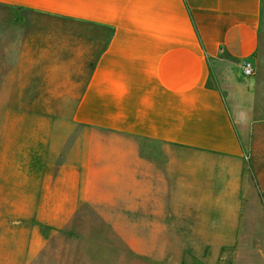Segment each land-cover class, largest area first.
Masks as SVG:
<instances>
[{
    "label": "crops",
    "instance_id": "0c3cea01",
    "mask_svg": "<svg viewBox=\"0 0 264 264\" xmlns=\"http://www.w3.org/2000/svg\"><path fill=\"white\" fill-rule=\"evenodd\" d=\"M0 5L103 32L87 38V45L95 44L96 51L77 99L74 122L139 138L149 142L147 146L177 149L178 159L176 155L169 158L173 233L183 231L177 224L180 220L194 219L191 228L204 239L198 249L205 262L213 246L207 239L222 237L229 227L236 240L237 230L245 224L244 207L259 204L242 133L264 122V0H0ZM79 46L83 52L86 45ZM247 61L255 68L251 91L243 94L250 95V106L244 97L245 101L232 102L223 88L211 82L215 68L221 70L231 62L243 66ZM54 129V118L45 112L19 107L4 110L0 124L2 216L27 223L43 218ZM156 149L145 153L162 158L163 152ZM120 153L124 161L109 168L107 180L101 178L102 170L89 171L88 189L101 181L100 185L106 183L114 192L109 203L123 201L124 206H131V184L137 182L140 206H147L150 173L141 164L136 179V169L126 161L131 152ZM186 190L188 194L182 195ZM119 191L124 192L122 196ZM42 213L48 221L46 210ZM59 219L60 211L49 219V225H61ZM123 219H114L119 228ZM58 233L45 232L49 238ZM125 233L124 226L123 238L130 239V233ZM27 238L32 252L41 237L31 231ZM234 243L220 244L214 261L224 247ZM144 245L141 239L142 252Z\"/></svg>",
    "mask_w": 264,
    "mask_h": 264
},
{
    "label": "rangeland",
    "instance_id": "374dc122",
    "mask_svg": "<svg viewBox=\"0 0 264 264\" xmlns=\"http://www.w3.org/2000/svg\"><path fill=\"white\" fill-rule=\"evenodd\" d=\"M94 33L103 35L89 27H79L75 22L41 19L35 14L12 11L0 5V124L8 107L45 112L55 120L45 200L41 207V215L44 218L45 209L48 221L41 218L33 223L18 222L0 214V263L264 264V195L262 197L260 191L258 206L251 203L253 206L244 207L245 224L237 230L236 240L231 237L234 233L229 227L221 233L222 237L207 239L213 246L205 262L198 249L204 239L191 228L194 219L187 216L180 220L177 224L183 231L173 233L169 158L176 155L178 159L177 149L158 146L156 151L164 155L153 158L145 153L149 142L74 122L77 99L95 57V44L87 45V38ZM81 44L86 45L83 52L79 50ZM261 52L264 53V42ZM215 69L211 82L223 88L232 102H241L243 94L250 93L251 77L244 76L242 64L231 62L221 66V70ZM244 98L245 104L250 106V95ZM245 131L242 138L249 172L252 173L250 160H254L264 178V122ZM121 151L131 152V158L126 161L136 169V179L140 178L138 167L141 164L150 173L147 177L152 183H148L151 190H148L147 206H140L137 182L131 184V206H124L123 201L118 205L109 203L114 192L108 190L106 183L100 185L101 181L88 189L89 171L102 170L101 178L107 180L109 168L124 161ZM119 193L122 196L124 192ZM59 211L61 225H49V219ZM117 217L125 218L121 220V228L114 222ZM124 226L130 239L123 238ZM31 231H37L41 237L32 252L27 238ZM50 231L59 233L49 238L45 232ZM11 232H18L17 238ZM141 239L145 244L143 252ZM234 241L224 247L214 261L219 245Z\"/></svg>",
    "mask_w": 264,
    "mask_h": 264
},
{
    "label": "trees",
    "instance_id": "16d2710c",
    "mask_svg": "<svg viewBox=\"0 0 264 264\" xmlns=\"http://www.w3.org/2000/svg\"><path fill=\"white\" fill-rule=\"evenodd\" d=\"M250 167L252 170V176L255 180V185L258 188V190L261 192V196L263 197V191H264V181L262 178V170L259 169L258 164L254 162V160H250Z\"/></svg>",
    "mask_w": 264,
    "mask_h": 264
},
{
    "label": "built area",
    "instance_id": "2783aa9c",
    "mask_svg": "<svg viewBox=\"0 0 264 264\" xmlns=\"http://www.w3.org/2000/svg\"><path fill=\"white\" fill-rule=\"evenodd\" d=\"M242 69H243V74L245 77H252L255 74V68L252 62H249V61L244 62Z\"/></svg>",
    "mask_w": 264,
    "mask_h": 264
},
{
    "label": "water",
    "instance_id": "95a60500",
    "mask_svg": "<svg viewBox=\"0 0 264 264\" xmlns=\"http://www.w3.org/2000/svg\"><path fill=\"white\" fill-rule=\"evenodd\" d=\"M155 149H156V146L155 145H149V146L146 147L145 150L147 152H153V151H155Z\"/></svg>",
    "mask_w": 264,
    "mask_h": 264
}]
</instances>
